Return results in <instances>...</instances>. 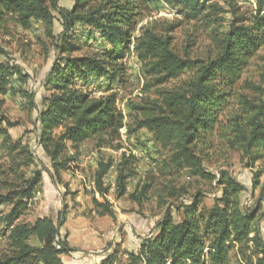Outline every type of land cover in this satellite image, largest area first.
<instances>
[{
  "label": "trees",
  "instance_id": "trees-1",
  "mask_svg": "<svg viewBox=\"0 0 264 264\" xmlns=\"http://www.w3.org/2000/svg\"><path fill=\"white\" fill-rule=\"evenodd\" d=\"M58 0H0V25L6 19L13 20L24 29L33 22H42L50 31L53 10ZM68 10L60 9L62 32L58 56L45 75L42 86L49 92L38 113L40 125L38 140L51 160L55 177L66 169L70 159H60L65 142L80 144L92 136H113L121 127L122 116L116 108V94L92 96L77 84V79L90 75L113 80L122 72L118 64L127 51L137 14L136 0H73ZM179 7V13L187 19H201L211 15L213 5L205 0H166ZM264 0L259 2L250 21L232 22L219 42V50L212 59L196 61L184 58L171 48V37L144 29L135 39L134 49L139 59L147 62V72L154 76V84L160 85L187 70L193 77L181 89L161 94L159 102L151 106H138L136 128H144L154 134L163 148H170L171 161L178 168H188L192 175L215 180L220 195L212 205L201 206L203 197L195 194L192 200L181 206L178 221L166 212L157 223V231L146 237L137 251L126 253L124 264H227L229 253L237 248L244 264H264V240L254 225L255 212L243 209L239 194L243 185L227 171L214 176L202 164L197 148L207 142L219 123L218 116L231 94L243 67L264 43ZM77 24L98 30L105 40V47L92 54L71 56L79 50L74 29ZM17 69L0 64V93L9 91L7 86ZM262 98L242 101L243 118L234 119L232 131L250 166L261 157L264 148V91ZM61 128L55 136L54 129ZM3 147L13 160L9 167L13 182L5 193H0V206H10L3 217L6 249L0 253V264H64L61 255L71 251L65 239H60L66 210L54 220L50 216H38L32 223L23 222L20 216L34 197L41 181L40 171L26 176L21 167L28 166L32 156L20 140L10 141L6 132ZM112 163L98 162L94 183L105 198L103 177ZM52 176V175H51ZM129 174H118V196L125 193ZM260 173L255 174L257 180ZM6 184V183H5ZM148 185L142 186L144 195ZM107 214L110 205L95 201ZM58 238V239H57ZM119 251L114 249L95 264H115Z\"/></svg>",
  "mask_w": 264,
  "mask_h": 264
},
{
  "label": "rangeland",
  "instance_id": "rangeland-1",
  "mask_svg": "<svg viewBox=\"0 0 264 264\" xmlns=\"http://www.w3.org/2000/svg\"><path fill=\"white\" fill-rule=\"evenodd\" d=\"M205 1L214 6L211 15L190 20L179 13V7L166 0H136L138 7L130 44L118 61L122 67L120 75L113 80L94 75L85 80L77 79V84L92 96L116 94L121 127L113 136H92L76 145L66 141L59 158L70 161L66 169L60 170L59 177L54 176L51 160L39 144L38 113L49 93L42 81L58 56L62 32L59 11L70 9L74 1H57L50 31L40 21L33 22L30 29L20 27L11 19L0 25V64L17 69V75L7 86L9 91L0 93V131L4 130L10 141L20 140L21 145L27 146L32 160L28 166L21 167L22 172L27 177L34 171L41 173V181L20 216L21 221L32 223L43 215L56 220L59 212L65 209V221L68 220L66 224L70 226L62 229L64 221L59 228V237L62 239L64 233L72 237L75 244L72 251L80 247L81 237L87 234L89 245L83 253L108 254L116 249L119 253L115 264H124L126 253L137 251L146 237L156 233L157 223L164 213H171L173 220L178 221L181 206L188 204L195 194L203 197L200 207L211 206L213 199L219 197L220 187L215 180L194 176L188 168H178L171 161L170 148L161 147L153 133L136 128V119L140 115L138 106L159 102L162 93L185 87L194 74L187 70L155 85L154 76L147 72V62L139 59L134 49L135 39L141 32L150 29L170 36L171 48L179 56L207 61L218 52L219 42L231 23L250 21L261 0ZM261 13L264 15V8ZM74 34L80 48L71 56L92 54L105 47L100 32L90 26L77 24ZM263 91L264 43L243 67L218 116L219 123L212 135L206 136L207 143L198 146L197 154L207 172L217 176L221 171H227L243 185L244 190L239 194L241 206L255 212L254 225L264 240V148L259 150L261 157L249 166V158L235 142L232 131L234 119L243 118L244 98L257 102ZM61 130L55 128L54 135ZM3 141L4 137L0 135V193H5L8 183L14 181L9 170L13 160L1 146ZM99 161L112 163L103 177L102 188L107 190L105 198L94 183ZM120 171L129 177L125 182V193L118 196ZM256 173H260V177L254 184ZM145 184L148 189L141 195ZM95 201H107L112 214L97 207ZM9 209L10 206H0V253L6 249L3 217ZM244 262L237 248L229 253L227 264Z\"/></svg>",
  "mask_w": 264,
  "mask_h": 264
},
{
  "label": "crops",
  "instance_id": "crops-1",
  "mask_svg": "<svg viewBox=\"0 0 264 264\" xmlns=\"http://www.w3.org/2000/svg\"><path fill=\"white\" fill-rule=\"evenodd\" d=\"M67 221H65L63 225L64 227H62V229L66 228L65 226H70L66 224ZM64 236H65V241L67 242L69 248H71V251L68 254L61 255V259L64 264H95L99 262L102 258H104L106 255V253L92 254L91 251H88L90 254L83 253V251L87 250L86 247L89 245V237L87 236V234L81 237L80 245H79L80 247H78L76 250H73V251H72V248L75 246V244L72 243V237L68 235L67 233H64L62 239H64Z\"/></svg>",
  "mask_w": 264,
  "mask_h": 264
}]
</instances>
